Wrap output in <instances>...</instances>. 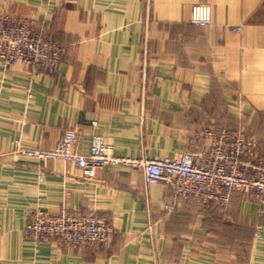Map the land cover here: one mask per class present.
Wrapping results in <instances>:
<instances>
[{
  "label": "crops",
  "instance_id": "crops-1",
  "mask_svg": "<svg viewBox=\"0 0 264 264\" xmlns=\"http://www.w3.org/2000/svg\"><path fill=\"white\" fill-rule=\"evenodd\" d=\"M196 3L212 6L211 25L190 22ZM3 12L46 21L66 50L29 101L30 68L0 66V264H264V205L251 194L233 193L228 218L193 199L167 210L171 187L141 168L87 179L50 160L41 178L13 154L76 128L81 151L98 132L118 156L175 157L208 149L197 134L223 126L264 158V0H0ZM63 209L107 219L110 239L94 250L26 238L36 211Z\"/></svg>",
  "mask_w": 264,
  "mask_h": 264
},
{
  "label": "built area",
  "instance_id": "built-area-1",
  "mask_svg": "<svg viewBox=\"0 0 264 264\" xmlns=\"http://www.w3.org/2000/svg\"><path fill=\"white\" fill-rule=\"evenodd\" d=\"M190 22L211 25L212 6L194 4ZM235 30L240 31V27ZM65 50L46 21L0 13V66L9 68L20 63L30 68L28 101L33 97V80L43 71L56 70ZM93 125L96 127L97 122ZM196 137L209 139L210 147L198 152L185 150L175 157H125L116 155L113 144L98 132H94L88 151L79 150V132L69 128L52 149L23 147L17 143L13 154L35 159L41 165V178L44 177L42 165L50 160L74 163L87 179L95 178L107 166L141 168L148 184L171 187V200L164 204L167 210H174L182 199H193L228 218L234 192L251 194L264 205V158L257 151L255 141L241 129L223 126H207ZM113 230V225L103 217L67 209L57 214L38 210L24 229L26 238L35 243L94 250L107 243ZM257 237L262 236L258 233Z\"/></svg>",
  "mask_w": 264,
  "mask_h": 264
},
{
  "label": "trees",
  "instance_id": "trees-1",
  "mask_svg": "<svg viewBox=\"0 0 264 264\" xmlns=\"http://www.w3.org/2000/svg\"><path fill=\"white\" fill-rule=\"evenodd\" d=\"M199 26V25H198ZM202 27H204V26H202Z\"/></svg>",
  "mask_w": 264,
  "mask_h": 264
}]
</instances>
